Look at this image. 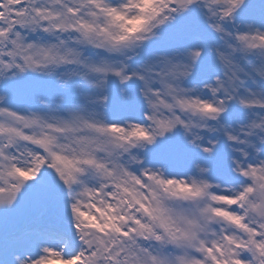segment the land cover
I'll list each match as a JSON object with an SVG mask.
<instances>
[{
  "label": "snow or ice",
  "instance_id": "1",
  "mask_svg": "<svg viewBox=\"0 0 264 264\" xmlns=\"http://www.w3.org/2000/svg\"><path fill=\"white\" fill-rule=\"evenodd\" d=\"M0 264H264V0H0Z\"/></svg>",
  "mask_w": 264,
  "mask_h": 264
}]
</instances>
